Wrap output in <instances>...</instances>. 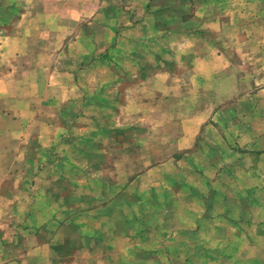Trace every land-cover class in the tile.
I'll use <instances>...</instances> for the list:
<instances>
[{"label":"crops","instance_id":"crops-1","mask_svg":"<svg viewBox=\"0 0 264 264\" xmlns=\"http://www.w3.org/2000/svg\"><path fill=\"white\" fill-rule=\"evenodd\" d=\"M249 3L253 13L228 11L230 4ZM212 4L219 9L210 10ZM6 18L8 26L1 23ZM229 18L252 21L250 34L264 36V0H0V202H8L7 213L34 239L19 258L52 243L42 235L50 222L41 215L51 213L42 197L55 160L116 164L113 149L144 147L149 133H172L173 148L182 152L212 132L211 69L232 66L228 53L238 48L222 37ZM237 92L221 94V110L238 103ZM219 147L218 159H205L198 176L210 181L214 164L220 165L214 179L221 181L239 180L240 173L255 177V171L264 176V141L250 147L257 157L245 169L241 148L223 141ZM122 158L131 161V155ZM17 164H39V172L25 186L15 178L13 189H2L13 174L26 172L16 171Z\"/></svg>","mask_w":264,"mask_h":264},{"label":"rangeland","instance_id":"rangeland-1","mask_svg":"<svg viewBox=\"0 0 264 264\" xmlns=\"http://www.w3.org/2000/svg\"><path fill=\"white\" fill-rule=\"evenodd\" d=\"M219 7L212 4L210 10ZM12 9L9 4L7 12ZM255 10L253 3L228 8L230 12ZM2 22L8 26L11 20ZM228 23L222 37L230 48H238L228 53L233 67L217 72L225 63H214L211 69L212 83L207 88L212 92L207 98L210 94L214 98L207 102L216 113L208 121L214 126L212 132H203L196 147L182 152L173 148L172 133L158 132L153 137L149 133L144 147L113 149L110 154L118 159L116 164L55 160L47 171L52 178L44 184L49 191L42 197L51 213H38L50 222L42 235L52 243L19 258L18 252L34 241L28 235L31 229H24L18 217L7 213L8 202L1 201L0 264H264V176L258 178L255 171V177L240 173L239 180L221 181L214 179L219 164L209 171L213 172L210 181L198 176L205 159H218L222 141L241 148L244 169L257 157L250 147L264 141V50H247L260 43L264 47V36L251 35L254 23L245 18H229ZM262 26L264 31V22ZM234 91L240 93L238 103L230 102L221 110V94ZM123 155H131V161L122 160ZM175 157H181V162L173 163ZM15 167L26 172L15 177L12 170L13 177L2 189L25 186L40 165ZM109 178L111 185H107Z\"/></svg>","mask_w":264,"mask_h":264}]
</instances>
